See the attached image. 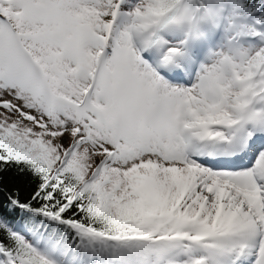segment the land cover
Masks as SVG:
<instances>
[{
    "label": "snow or ice",
    "instance_id": "snow-or-ice-1",
    "mask_svg": "<svg viewBox=\"0 0 264 264\" xmlns=\"http://www.w3.org/2000/svg\"><path fill=\"white\" fill-rule=\"evenodd\" d=\"M0 264H264V0H0Z\"/></svg>",
    "mask_w": 264,
    "mask_h": 264
}]
</instances>
